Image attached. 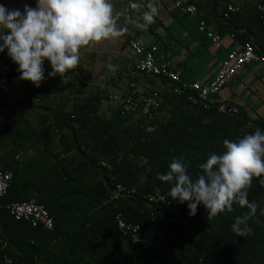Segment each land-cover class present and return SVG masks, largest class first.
Wrapping results in <instances>:
<instances>
[{"label": "trees", "instance_id": "trees-1", "mask_svg": "<svg viewBox=\"0 0 264 264\" xmlns=\"http://www.w3.org/2000/svg\"><path fill=\"white\" fill-rule=\"evenodd\" d=\"M259 3L264 0H248L225 16L227 4L218 22L264 55ZM17 69L8 77H19ZM63 77H47L38 88L25 81L21 99L0 103L8 112L0 129V165L13 173L0 198V264L6 256L18 264H264V177L254 178L248 189V201L258 207L248 220L251 234L239 237L231 228L249 212L246 206L233 204L231 212L210 218L200 205L189 216L187 203L171 200L172 185L157 175L183 157L195 179L207 157L223 151L225 139L264 131V115L242 110L229 116L169 89L153 117L125 112L119 104L106 109L109 80L94 86L90 78L88 90L84 82H72L71 92L56 93ZM117 183L135 191L115 198ZM156 192L168 202H149L148 194ZM30 199L49 210L52 229L16 219L6 207ZM118 214L139 226V242L120 230Z\"/></svg>", "mask_w": 264, "mask_h": 264}, {"label": "clouds", "instance_id": "clouds-1", "mask_svg": "<svg viewBox=\"0 0 264 264\" xmlns=\"http://www.w3.org/2000/svg\"><path fill=\"white\" fill-rule=\"evenodd\" d=\"M156 14L157 8L149 6L140 26L147 28ZM117 20L113 0H36L35 7L25 4L23 11L0 4V53L7 50L18 65L19 79L38 88L45 79L46 60L52 69L48 76L63 77L79 66L81 49L123 35ZM200 169L193 179L181 157L171 161L166 174L157 175L172 185L171 200L187 203L189 216L200 205L210 218L231 212L233 204L246 206L249 212L236 217L231 230L239 237L250 235L248 220L258 206L249 203L248 189L254 178L264 177V131L257 128L235 141L225 139L223 151L211 153Z\"/></svg>", "mask_w": 264, "mask_h": 264}, {"label": "crops", "instance_id": "crops-1", "mask_svg": "<svg viewBox=\"0 0 264 264\" xmlns=\"http://www.w3.org/2000/svg\"><path fill=\"white\" fill-rule=\"evenodd\" d=\"M245 2L247 1L218 0L215 3L214 0H197L199 13L194 17L165 0H113L114 12L123 13L117 26L120 28V25H123L128 31L119 38L81 49L79 66L66 73L63 82H59L54 91L58 93L63 88L71 92L72 82H77L78 85L84 82V89L88 90L90 78L94 79V86L102 85L107 79L110 85L108 98L103 100L105 106L110 103L108 101L110 95L126 93L132 82L145 92L158 87L159 78L144 75L136 69L139 56L128 44L131 36L136 37L146 47L156 44L157 60H170L173 68L181 72L183 79L209 83L221 68L227 53L242 46L236 37L230 36L231 31L224 28L222 22H218V20L223 21L219 14L227 4L240 3L242 6ZM0 4L9 10L23 11L25 4L35 7L36 0H0ZM133 4L137 7H132ZM149 6H155L157 14L154 21L147 28H143L140 26L143 22L142 16L149 10ZM200 18L206 20L208 28L222 34L223 40L220 45L199 31ZM17 66L8 56L7 50L0 53V79L5 78L0 85V103L15 102L10 96L14 93L18 94L20 88L21 99L28 89L26 82L19 77H8ZM44 70L45 78L49 77L48 73L52 69L47 60L44 62ZM219 98L223 102L239 105L240 111L246 110L253 117L264 115L263 64L254 61L245 65L228 82L227 87L220 91ZM7 113L5 108L0 106V124L2 120L5 121ZM27 154H34V151Z\"/></svg>", "mask_w": 264, "mask_h": 264}, {"label": "built area", "instance_id": "built-area-1", "mask_svg": "<svg viewBox=\"0 0 264 264\" xmlns=\"http://www.w3.org/2000/svg\"><path fill=\"white\" fill-rule=\"evenodd\" d=\"M172 2L175 7L179 8L182 12L188 15L197 17L199 13V6L197 0H165ZM248 1V0H245ZM242 8L240 3H230L227 6L225 16H228L230 12L240 11ZM258 9L262 12L264 18V4L259 3ZM118 16L117 23L121 19L122 11L115 12ZM199 31L205 33L214 43L220 45L223 36L216 30L207 27L206 20L200 18ZM123 29V33H126L127 27L120 25ZM230 36H234V33H230ZM129 46L139 56L136 62V69L144 75L158 77L160 85L150 92L142 91L138 88L135 82L131 83L130 90L121 95H110L108 101L110 103H117L122 106L123 110L128 113L140 112L150 117L154 116L156 109H158L162 102V96L165 89H169L174 93L186 92L188 99L194 103H201L206 109H215L219 113L234 116L240 111V106L237 104L223 102L219 98V93L222 89L226 88L228 82L235 77L237 72L241 70L245 65L257 61L264 66V55L259 54L256 51V45L253 41H246L238 49L229 51L224 58L221 68L215 75L214 79L209 83H200L197 81H187L183 79L181 72L173 68L170 60L165 59L158 61L156 53L158 46L152 44L148 47L143 45L136 37H129ZM168 83L165 84L163 81ZM5 78L0 79V85L3 84ZM4 121H1L0 129ZM154 126H149L148 130H153ZM101 164L106 167H110V163L107 161H101ZM13 173L10 170L4 169L0 165V198L4 197L11 184ZM135 191V188H129L126 185L117 183L113 189L115 198L124 194H130ZM148 200L152 203H167V197L159 192L148 194ZM249 203H253L249 201ZM16 219H23L29 221L33 226L43 225L45 228L52 229L54 227V218L50 214L49 210L36 199L15 201L6 206ZM264 211V206H262ZM178 216L181 214L178 212ZM118 227L120 230L131 237L132 242L136 243L140 241L139 226L128 222L121 214L117 215ZM161 234V232L159 233ZM5 264H18L13 258L6 256Z\"/></svg>", "mask_w": 264, "mask_h": 264}, {"label": "rangeland", "instance_id": "rangeland-1", "mask_svg": "<svg viewBox=\"0 0 264 264\" xmlns=\"http://www.w3.org/2000/svg\"><path fill=\"white\" fill-rule=\"evenodd\" d=\"M9 81V80H8ZM9 84H10V81H9ZM90 85H92V81L90 82ZM19 90V93H14L12 96H10L11 99H13L14 101H17L18 99H20V88L18 89ZM110 104H105V106H103L104 108L108 109V106Z\"/></svg>", "mask_w": 264, "mask_h": 264}]
</instances>
